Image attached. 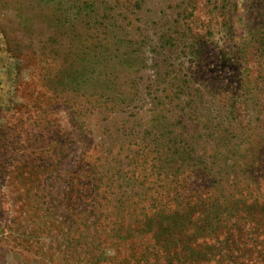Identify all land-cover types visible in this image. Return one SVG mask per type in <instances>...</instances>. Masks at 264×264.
<instances>
[{
    "label": "rangeland",
    "instance_id": "rangeland-1",
    "mask_svg": "<svg viewBox=\"0 0 264 264\" xmlns=\"http://www.w3.org/2000/svg\"><path fill=\"white\" fill-rule=\"evenodd\" d=\"M263 28L264 0H0V264H264Z\"/></svg>",
    "mask_w": 264,
    "mask_h": 264
},
{
    "label": "trees",
    "instance_id": "trees-1",
    "mask_svg": "<svg viewBox=\"0 0 264 264\" xmlns=\"http://www.w3.org/2000/svg\"><path fill=\"white\" fill-rule=\"evenodd\" d=\"M262 34H261V37H260V42H261V45L262 47L264 48V28L262 29ZM258 36V35H257ZM264 76V75H263ZM264 77L261 78L260 76V80H263ZM263 82V81H262ZM264 84V83H263ZM258 104H259V101H258ZM260 108V107H259ZM264 114V113H263ZM259 119V117H257V120ZM261 121L264 120V116L260 118ZM234 209H236L235 211H238L240 208V205L239 203H237L236 207H234ZM261 222H264V216L260 217L259 220H255V224H262Z\"/></svg>",
    "mask_w": 264,
    "mask_h": 264
}]
</instances>
